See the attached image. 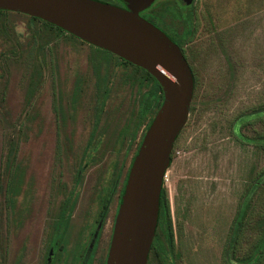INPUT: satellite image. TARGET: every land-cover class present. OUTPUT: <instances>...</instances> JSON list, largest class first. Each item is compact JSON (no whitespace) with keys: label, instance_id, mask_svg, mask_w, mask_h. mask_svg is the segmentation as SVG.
<instances>
[{"label":"rangeland","instance_id":"374dc122","mask_svg":"<svg viewBox=\"0 0 264 264\" xmlns=\"http://www.w3.org/2000/svg\"><path fill=\"white\" fill-rule=\"evenodd\" d=\"M146 14L160 16L174 33L186 35L196 81L165 184L176 261L264 264L263 248L257 254V244L264 240V186L253 199L235 248L231 246L242 196L264 168V150L242 143L232 130L237 117L264 108V0H195L190 6L156 0ZM29 24L22 13L0 14V264H43L66 200L72 215L65 227L61 222L58 243L65 237L64 251H75L101 220V198L108 203L98 250L105 260L148 120L136 118L115 148L98 142L99 136L89 141V134L101 108L99 134L114 132L137 115L140 93L147 87L141 91L136 82L124 80L128 74L140 76L133 65L76 36L45 35L39 52L30 35L35 27L29 30ZM40 62L43 79L29 98V77ZM102 73L110 76L104 106L103 84L97 80ZM242 129L247 136L264 134V118ZM11 140H19L17 157L27 164L30 181L18 197L21 222L5 191L4 157ZM113 178L118 181L110 193ZM151 264H159L154 256ZM164 264H169L166 258Z\"/></svg>","mask_w":264,"mask_h":264},{"label":"water","instance_id":"95a60500","mask_svg":"<svg viewBox=\"0 0 264 264\" xmlns=\"http://www.w3.org/2000/svg\"><path fill=\"white\" fill-rule=\"evenodd\" d=\"M123 1L126 7L101 0H0V10L43 19L144 68L159 81L164 99L131 167L107 260V264H147L164 176L189 119L195 78L179 45L141 15L156 0Z\"/></svg>","mask_w":264,"mask_h":264},{"label":"trees","instance_id":"16d2710c","mask_svg":"<svg viewBox=\"0 0 264 264\" xmlns=\"http://www.w3.org/2000/svg\"><path fill=\"white\" fill-rule=\"evenodd\" d=\"M8 13H14L11 11H4L0 10V14H8ZM26 17H28L30 24H29V30L32 29V27H35V31L31 35V38H34V44L37 48V50L40 52L44 49L45 44L42 41L43 37L50 36L51 39H59L65 35L72 37L74 35L67 33L65 30H63L60 27H57L43 19L32 17L26 14H22ZM39 24V25H38ZM39 38V39H38ZM37 42V43H36ZM81 42H85L81 40ZM111 53V52H110ZM113 54V53H112ZM117 56V55H113ZM119 57V56H118ZM107 61L112 62L111 58H107ZM122 59V58H121ZM128 64H131L135 67L136 70L140 71V76H131L126 75L125 81L128 80L129 82H136L137 85L140 86L139 90L142 91V88L147 87V90H144L140 93L139 97V110L137 115L134 113L133 116L127 117L125 121H123L122 124H120L119 128H117L114 132H109L108 134H99V125L101 123L102 115H103V108L99 109L96 117L94 119L92 130L89 134V141H92L95 139V137L99 136L98 142L106 143V144H112L117 147L118 144H121L126 136L130 133V130L132 129L133 125L135 124L136 118L142 119V120H148V127L151 124L155 114L157 113L158 109L160 108L162 101L164 99L163 90L159 83V81L150 74L147 70L144 68L137 66L133 63H130L124 59H122ZM30 82L28 86L27 94L29 95V98L33 96V94L37 91L38 87L41 85L42 79H43V71L41 70V62L34 67L33 72L30 74ZM102 81L104 92H103V101L102 106H104L106 99H107V93L109 92V82H110V76L106 73H102L101 76L97 78V80ZM102 84H100L99 87L102 88ZM196 85V81H195ZM79 86V85H78ZM195 92V91H194ZM264 108H258L256 110L250 111L248 113H245L243 115H240L236 118V120L233 123V134L234 136L241 141L242 143L255 145L257 147H260L264 150V134L263 133H256L251 136H247L243 133V127H246L250 124L255 123L258 120H263L264 118V111H260ZM136 115V117H135ZM135 118V119H134ZM117 126L115 123L112 124V127ZM98 145H96L97 147ZM112 147V146H111ZM19 148V140H11L10 141V147L8 148V154L5 155V167L7 170L8 175V182L6 185V194L8 195V200L10 207L12 211H14L16 214L19 213L20 217H16L18 222L22 220V217L24 218V213H21L17 210L18 207V197L22 192H24V185L30 184L29 180H27V164L25 162H22L18 159L17 153ZM101 148V147H98ZM96 148V150L98 149ZM173 155L174 150L172 154V161H173ZM81 171L78 172L77 176L81 177ZM120 173V172H119ZM117 174L119 176L120 174ZM0 181H1V175H0ZM117 178H113V181L110 182L109 192L113 193V191L116 188L117 185ZM1 184V183H0ZM264 185V169L261 170L254 181L248 186L245 193L242 196V200L240 202L238 215L236 217L237 224L235 227V232H233V237L231 241V246L235 248L236 245V239L239 236L240 229L242 225L245 223L246 219H248L250 215V210L252 206L253 199L258 192V190L263 187ZM2 186L0 185V189ZM103 200V205L105 204V199L101 198ZM122 202V200H121ZM68 201H64L62 203V206H66ZM160 219L163 220V222L168 224L170 235H173V220H172V214H171V204L170 200L167 194V190L163 188L162 195H161V207H160ZM264 239V236H263ZM263 244V245H262ZM258 245L257 244V254L261 255L263 248L264 250V240L263 243ZM261 250V251H260ZM254 256H250L248 259L251 261ZM247 259V258H246Z\"/></svg>","mask_w":264,"mask_h":264},{"label":"flooded vegetation","instance_id":"af4514ba","mask_svg":"<svg viewBox=\"0 0 264 264\" xmlns=\"http://www.w3.org/2000/svg\"><path fill=\"white\" fill-rule=\"evenodd\" d=\"M101 1L108 2V3L114 4L117 6H121V7H126L123 0H101ZM169 1H170V4H172V1H176V0H169ZM177 1H179L184 6H188V5L190 6L192 3L195 2V0H192L191 4H184L181 0H177ZM144 11L141 12V15L144 16L149 21H151L153 24H155L161 30H163L176 44L179 45V47L181 48L182 52L184 53V55H185V57L189 63V65L191 66V63L189 60V54L187 52V46H188V44H190V42H188V40L186 39L187 38L186 35L184 34L183 36H181L178 33H174L169 27H167V24L163 21V19L160 16H157L155 14H153V15L149 14L147 16V14L144 15ZM194 78H195V76H194ZM163 188L166 189V186L163 185ZM124 190H125V188H124ZM121 200H122V196H121L119 206L117 209V215L119 212ZM107 207H108V203L105 202V204L103 205V208L101 210V213H100L101 220H100L99 224H97V227L95 229L93 228V230L90 231L91 234H90L89 238L86 240V242L84 243L82 241V243L79 246H76V249L73 252L72 251L71 252H68V251L65 252L64 246L67 245V243H65L67 241V239L65 237H63L62 241L60 243H58L59 236L62 237V234H63V233L59 234V232L62 231L59 228H60L61 222L64 225L65 222L67 221V219L72 215V212L71 213L67 212V210H66L67 207L61 206V210L59 213V219H60L59 222L60 223H58V225L55 224L56 227L58 226L57 228L55 227V229H57V235L54 238L52 237L51 243L48 247V251L45 254L43 264H107L109 251H110L111 243H112V238L114 235L115 224H116V220H115L114 228H113V234H112L111 243H110V248H109L107 257L104 260V257L100 256V254H98V250H99V246L101 244V237H102V233H101L102 220H103V218L106 217ZM63 213H65V214H63ZM62 218L64 220H61ZM116 219H117V217H116ZM172 226H173V230H172L173 235H170V230H169L168 224L163 222V220H161L160 216H159V222H158L156 234L154 237V241L152 244V248L150 251V255H149V259H148L147 264H151V259L153 258V256L156 259V263H159V264H164L165 258L169 262V264H179L176 261V256H175L176 252H174L176 250L175 245H177L176 244V238H175L174 224ZM64 227H65V225H64ZM64 232H65V230H64ZM65 253H66V256L64 257ZM179 260H180V257H179ZM20 264H23V263H20Z\"/></svg>","mask_w":264,"mask_h":264},{"label":"built area","instance_id":"2783aa9c","mask_svg":"<svg viewBox=\"0 0 264 264\" xmlns=\"http://www.w3.org/2000/svg\"><path fill=\"white\" fill-rule=\"evenodd\" d=\"M167 181H168V170H167V172L165 173V176H164V185L166 184Z\"/></svg>","mask_w":264,"mask_h":264},{"label":"crops","instance_id":"0c3cea01","mask_svg":"<svg viewBox=\"0 0 264 264\" xmlns=\"http://www.w3.org/2000/svg\"><path fill=\"white\" fill-rule=\"evenodd\" d=\"M263 169H264V168H263ZM263 169H262V170H263ZM260 171H261V170H260ZM260 171H259V172H260ZM259 172H258V173H259ZM257 175H258V174H257ZM263 186H264V185H263Z\"/></svg>","mask_w":264,"mask_h":264}]
</instances>
